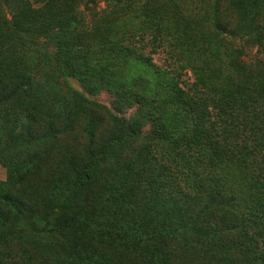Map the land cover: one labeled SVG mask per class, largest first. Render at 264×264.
<instances>
[{"label": "trees", "instance_id": "1", "mask_svg": "<svg viewBox=\"0 0 264 264\" xmlns=\"http://www.w3.org/2000/svg\"><path fill=\"white\" fill-rule=\"evenodd\" d=\"M262 53L264 0H0V264H264Z\"/></svg>", "mask_w": 264, "mask_h": 264}, {"label": "rangeland", "instance_id": "2", "mask_svg": "<svg viewBox=\"0 0 264 264\" xmlns=\"http://www.w3.org/2000/svg\"><path fill=\"white\" fill-rule=\"evenodd\" d=\"M30 1L32 2V4L34 6H39V5H41V4H43L45 2V0H30ZM189 2L196 3V2H198V0H189ZM102 7H103V3L100 2L99 5H92L91 4L90 7L85 8V10H86V12H89V11H91V9L98 10V9H100ZM254 52H255V48L253 49V53ZM262 55L264 56L263 53H262ZM157 60H159V59H157ZM69 81H70V84L73 87H75V88H77L79 90H83L82 85L76 79L70 78ZM59 91H61V90L59 89ZM88 98L91 101H95V102H97V103H99L101 105L106 106L107 108H112L113 107V105H112V103H113V97H112V95L110 93H108L106 91H102V92H100V93H98L96 95H88ZM124 113L126 115H130L132 113V110H130V109L129 110H126V111H124ZM81 119L82 118H80V121L79 122H81ZM5 178H6V169L0 164V179H5Z\"/></svg>", "mask_w": 264, "mask_h": 264}]
</instances>
